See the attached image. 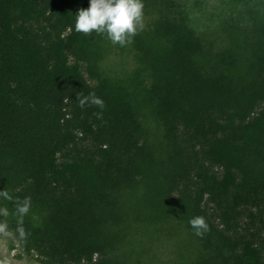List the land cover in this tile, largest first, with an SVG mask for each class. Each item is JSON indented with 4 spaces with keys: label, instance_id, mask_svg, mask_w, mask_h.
<instances>
[{
    "label": "trees",
    "instance_id": "trees-1",
    "mask_svg": "<svg viewBox=\"0 0 264 264\" xmlns=\"http://www.w3.org/2000/svg\"><path fill=\"white\" fill-rule=\"evenodd\" d=\"M88 2L0 0V190L12 197H0V226L46 264H125L110 228L149 158L141 103L172 145L168 201L196 241L183 264H264V24L217 48L181 0H143L144 28L116 44L147 72L138 102L100 69L106 35L74 30ZM89 92L103 108L78 105Z\"/></svg>",
    "mask_w": 264,
    "mask_h": 264
},
{
    "label": "rangeland",
    "instance_id": "rangeland-1",
    "mask_svg": "<svg viewBox=\"0 0 264 264\" xmlns=\"http://www.w3.org/2000/svg\"><path fill=\"white\" fill-rule=\"evenodd\" d=\"M181 1L191 27L213 47L226 46L234 36L239 40L251 39V27L264 24V0ZM99 66L104 74L124 84L138 101L148 75L139 71L130 46L121 48L106 43ZM139 118L149 158L143 175L120 193L121 220L110 228L116 236L117 254L125 264H183L195 256L196 241L184 218L168 201L175 197L166 178L167 156L172 145L161 123L141 103ZM0 264L46 263L35 255L21 253L18 235L0 228Z\"/></svg>",
    "mask_w": 264,
    "mask_h": 264
},
{
    "label": "clouds",
    "instance_id": "clouds-1",
    "mask_svg": "<svg viewBox=\"0 0 264 264\" xmlns=\"http://www.w3.org/2000/svg\"><path fill=\"white\" fill-rule=\"evenodd\" d=\"M143 9V0H89L88 6L79 8L74 15V30L85 34L93 31L105 34L111 43L125 46L144 28ZM76 100L81 107L87 103L103 108L102 98L92 92L85 96H77ZM0 197L12 199L4 189L0 190ZM29 207L30 197L24 196L22 200L16 202L15 213L23 217L29 211ZM0 214L7 215V210L0 208ZM188 224L196 236H201L208 230V224L201 215L190 218ZM17 231L20 236L24 235L22 227H18Z\"/></svg>",
    "mask_w": 264,
    "mask_h": 264
}]
</instances>
